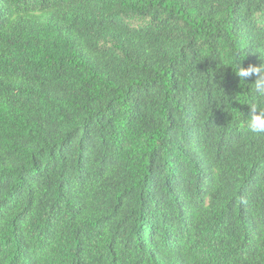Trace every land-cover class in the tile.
<instances>
[{
  "label": "trees",
  "instance_id": "1",
  "mask_svg": "<svg viewBox=\"0 0 264 264\" xmlns=\"http://www.w3.org/2000/svg\"><path fill=\"white\" fill-rule=\"evenodd\" d=\"M238 56L264 0H0V264H264Z\"/></svg>",
  "mask_w": 264,
  "mask_h": 264
},
{
  "label": "clouds",
  "instance_id": "2",
  "mask_svg": "<svg viewBox=\"0 0 264 264\" xmlns=\"http://www.w3.org/2000/svg\"><path fill=\"white\" fill-rule=\"evenodd\" d=\"M255 52L261 54L259 50ZM244 59H240L238 56L234 65L229 64L233 68L236 76L240 79L241 84H247L248 78L253 75L257 77L255 83L250 86L251 91L255 94L257 99L253 102L247 103L250 105L251 112L247 118H245L243 130L246 134L261 136L264 135V64H261L260 66L249 65L248 67H244ZM225 97L228 98L230 96L225 95ZM231 97L232 98L229 101L231 104L233 100L239 101L235 97Z\"/></svg>",
  "mask_w": 264,
  "mask_h": 264
}]
</instances>
